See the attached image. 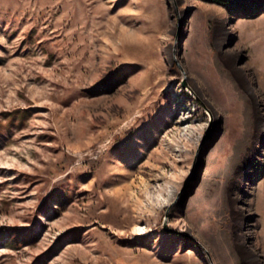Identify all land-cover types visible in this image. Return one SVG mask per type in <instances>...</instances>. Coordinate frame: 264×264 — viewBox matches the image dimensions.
<instances>
[{
  "label": "rangeland",
  "instance_id": "obj_1",
  "mask_svg": "<svg viewBox=\"0 0 264 264\" xmlns=\"http://www.w3.org/2000/svg\"><path fill=\"white\" fill-rule=\"evenodd\" d=\"M263 180L264 0H0V264H264Z\"/></svg>",
  "mask_w": 264,
  "mask_h": 264
},
{
  "label": "crops",
  "instance_id": "obj_2",
  "mask_svg": "<svg viewBox=\"0 0 264 264\" xmlns=\"http://www.w3.org/2000/svg\"><path fill=\"white\" fill-rule=\"evenodd\" d=\"M264 181V180H263ZM262 181V182H263ZM262 182L261 183H259V184H262ZM264 188V187H263ZM262 199H263V201H264V195H263V197H261ZM261 217H260V220H261V224L264 226V207H263V209L261 210ZM263 238H264V228H263ZM264 240V239H263Z\"/></svg>",
  "mask_w": 264,
  "mask_h": 264
},
{
  "label": "water",
  "instance_id": "obj_3",
  "mask_svg": "<svg viewBox=\"0 0 264 264\" xmlns=\"http://www.w3.org/2000/svg\"><path fill=\"white\" fill-rule=\"evenodd\" d=\"M168 229H170V228H168ZM171 231H174V232H176L175 230H173V229H170Z\"/></svg>",
  "mask_w": 264,
  "mask_h": 264
}]
</instances>
